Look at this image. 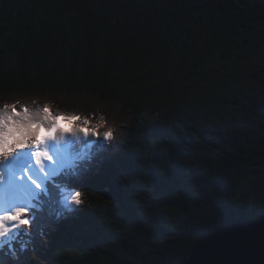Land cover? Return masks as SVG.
I'll use <instances>...</instances> for the list:
<instances>
[{
    "label": "trees",
    "instance_id": "obj_1",
    "mask_svg": "<svg viewBox=\"0 0 264 264\" xmlns=\"http://www.w3.org/2000/svg\"><path fill=\"white\" fill-rule=\"evenodd\" d=\"M37 95L126 120L41 180L0 264H184L229 218L264 212L262 4L0 0V100Z\"/></svg>",
    "mask_w": 264,
    "mask_h": 264
},
{
    "label": "snow or ice",
    "instance_id": "obj_2",
    "mask_svg": "<svg viewBox=\"0 0 264 264\" xmlns=\"http://www.w3.org/2000/svg\"><path fill=\"white\" fill-rule=\"evenodd\" d=\"M95 116H81L53 112L50 104L31 109L28 105L16 102L0 105V241L12 239L18 230L27 232L33 225L27 206H19L24 199L29 182L36 189L41 185L33 177L31 165L26 159L27 148H35L32 153L35 162L43 172V160H52L49 152L41 147L49 140L59 143L57 134L80 133L84 137H95L107 143L114 139L111 129L100 132L106 127L105 118L101 115L99 123H94ZM71 125V126H66ZM43 134V135H41ZM81 193L75 192L69 199L70 204L81 205ZM25 246H21V251ZM13 254L15 250L13 249Z\"/></svg>",
    "mask_w": 264,
    "mask_h": 264
},
{
    "label": "rangeland",
    "instance_id": "obj_3",
    "mask_svg": "<svg viewBox=\"0 0 264 264\" xmlns=\"http://www.w3.org/2000/svg\"><path fill=\"white\" fill-rule=\"evenodd\" d=\"M254 2H258L264 6V0H252ZM5 102L7 103H13L16 102L19 105H28L31 109H38L39 106L44 104H50L52 106L53 112H60V113H67V114H76L81 111H79V107L87 108L92 107L97 109L96 106H92V101H88L87 103L82 102H72L70 106V109H66L60 107V104L56 102V99L50 98L48 96L43 95H37V96H27V97H13L9 100H0V105H3ZM83 104V105H82ZM115 110V109H114ZM111 121L110 125L106 124L105 128L100 129V132L106 131L108 129H111V126H115L118 128V132H122V129L124 128L123 122L126 120V116L124 113H121L120 111H113L111 112ZM99 123V119L96 120ZM71 126V125H66ZM43 135V134H41ZM59 138V143L53 140L47 141L42 147L41 150H45V148H48L49 155L52 156V160H43L42 164L44 167L43 172L40 171V165H37L35 162V157L32 155L34 151H36L35 148H27L23 151L26 153V159L28 163L31 165L32 172L29 174H32L33 177L37 180V182L41 185L39 189H36L35 186H32L29 182V185L26 188V191L24 193V199L21 201V204L19 206H27L30 203V199H35V196L37 197L41 190L44 189V184L41 181L47 180V176L54 175L55 173L59 172V169L65 164V162L70 163H80L83 162L87 157H90L94 155L95 153L99 152L102 147H106L109 143H112L111 141L105 143L102 140H98L95 137L89 136L84 137L80 133L72 132V133H59L57 134ZM257 188H251V194L253 197H257L258 194H256ZM36 205V204H35ZM37 206V205H36ZM3 210L0 209V214H2ZM8 240V238H5V241Z\"/></svg>",
    "mask_w": 264,
    "mask_h": 264
},
{
    "label": "water",
    "instance_id": "obj_4",
    "mask_svg": "<svg viewBox=\"0 0 264 264\" xmlns=\"http://www.w3.org/2000/svg\"><path fill=\"white\" fill-rule=\"evenodd\" d=\"M184 264H264V212L229 218L196 241Z\"/></svg>",
    "mask_w": 264,
    "mask_h": 264
},
{
    "label": "bare ground",
    "instance_id": "obj_5",
    "mask_svg": "<svg viewBox=\"0 0 264 264\" xmlns=\"http://www.w3.org/2000/svg\"><path fill=\"white\" fill-rule=\"evenodd\" d=\"M48 151V148H45Z\"/></svg>",
    "mask_w": 264,
    "mask_h": 264
}]
</instances>
